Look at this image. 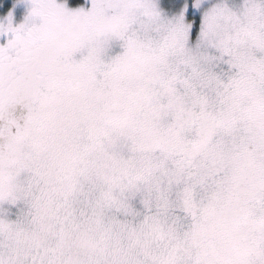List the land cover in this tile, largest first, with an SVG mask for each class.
<instances>
[{"label": "snow or ice", "instance_id": "obj_1", "mask_svg": "<svg viewBox=\"0 0 264 264\" xmlns=\"http://www.w3.org/2000/svg\"><path fill=\"white\" fill-rule=\"evenodd\" d=\"M0 264H264V0H14Z\"/></svg>", "mask_w": 264, "mask_h": 264}, {"label": "rangeland", "instance_id": "obj_2", "mask_svg": "<svg viewBox=\"0 0 264 264\" xmlns=\"http://www.w3.org/2000/svg\"><path fill=\"white\" fill-rule=\"evenodd\" d=\"M9 3H10L9 8H11V7L13 6L14 0H9ZM26 8H27V6H26V5H23V4H21V5H17V6H16V9H15V16H16V18H17L18 21H19V20L22 18V16L26 13ZM6 11H7V10H6ZM6 11L3 12V13H6ZM3 13H2V14H3Z\"/></svg>", "mask_w": 264, "mask_h": 264}, {"label": "trees", "instance_id": "obj_3", "mask_svg": "<svg viewBox=\"0 0 264 264\" xmlns=\"http://www.w3.org/2000/svg\"><path fill=\"white\" fill-rule=\"evenodd\" d=\"M9 6H10L9 0H6L5 7L4 8H0V14L5 12L9 8Z\"/></svg>", "mask_w": 264, "mask_h": 264}]
</instances>
